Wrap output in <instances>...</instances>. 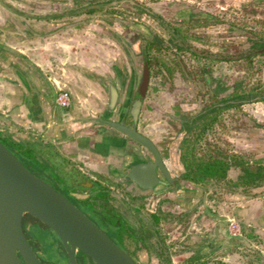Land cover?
<instances>
[{
  "label": "rangeland",
  "instance_id": "rangeland-1",
  "mask_svg": "<svg viewBox=\"0 0 264 264\" xmlns=\"http://www.w3.org/2000/svg\"><path fill=\"white\" fill-rule=\"evenodd\" d=\"M62 1L72 2L71 9L63 8V15L69 16L67 14L72 12L70 14L74 16L71 21L79 22V26L76 27L79 31L71 35V39L68 40H83L87 46H91L90 51L93 62L99 63L103 69L102 71H104L99 76L101 82L99 87L100 94L105 101H108L109 96L108 81L115 80L114 73L116 71L120 74V77L116 78V82H114L117 85L118 102L122 103L126 97L129 102L134 97V88L137 83L139 85L143 74L140 68V49H142L143 42H148L146 43L148 53L157 57L163 63L164 66L159 67V69L164 72V78L154 74L157 67L153 65L149 67L146 88L136 119L138 132L155 142L163 151H166L165 147L169 141H178V138L180 139L188 128L192 127L194 121L197 120L198 117L196 116L199 115L200 99H205L206 103L202 115H207L206 117H208L213 113L214 107L219 110L223 108L225 103V101L221 102L218 100L214 103L212 102L232 89L236 88L239 91L242 86L244 88V86L255 84H260L264 87V57L253 56L250 57V61L246 59L222 60L221 62L215 59L205 61L197 55L199 51L203 50L201 46H195L187 42V40H190L194 43L208 46L211 43L206 39L208 36L199 35V32H201L202 27H206V24L214 23L215 21L222 23L224 26H234L237 30L254 25L255 29L258 28L257 30L264 31V16L260 8L247 7L236 11L218 9V12H207V14L214 16L215 19H205L197 11L184 10L182 7H176L175 5L172 7L171 4L163 2L152 4L145 0ZM96 20L99 22H94ZM86 28H88L86 35L80 32V29ZM227 29L229 28L227 27ZM231 29L227 32L224 31L223 36L230 37L231 34L235 35L238 33L237 30L231 31ZM203 32L205 33V31ZM124 38L128 42L138 39L139 45H137L136 49L125 47L123 45L125 42ZM251 44L253 43L247 42L236 47L232 43L225 41L218 48L220 50L218 55L222 57H244L253 51V45ZM256 46L254 49H257ZM188 47L191 49L190 52L187 50ZM211 47L218 46L214 43L208 46L209 49ZM202 53H205L204 50ZM135 59L138 60L137 64L133 62ZM200 65H208V75L210 77L208 85H203L200 81L199 75L201 74L197 72V68ZM134 67H136L135 70H133ZM57 78H59L58 76L56 80H59ZM197 85L201 91L196 89ZM58 86L61 87V83H58ZM203 90L204 93H202ZM245 99V96L233 98L230 103L239 102L241 103L240 107L238 109L236 107H224L221 112L222 116L220 114L218 116L222 117V122L218 123L215 121L213 126L214 134L212 135V132H209L205 137L216 142L218 139L220 146H224L225 149H230L231 151L264 152V138L260 140H252L250 138L252 134L264 137V127L256 128L253 126V124L258 123L264 124V100ZM11 124L10 120L0 117V137L13 132L11 131ZM108 129L111 133H115L114 129L110 127ZM42 140L40 139V142ZM34 141L37 142L35 139ZM46 145L51 151L59 152L68 164L81 166L80 162L75 160V151H73L71 156L70 153H65L63 151L64 148L57 143L49 141V143L46 142ZM175 145L177 148L178 144ZM177 150L175 149L173 154V163L169 160L167 164L170 173L178 178L180 164L177 159ZM24 158L22 157L21 159L27 161ZM42 165L45 164L42 163ZM234 176L235 172L231 170L227 172L228 179H232ZM118 183L117 187L111 188L114 193L121 197H125L124 193L129 196L134 195V192L127 186L126 181ZM177 184L186 185L183 181ZM175 187L174 185L173 188L175 189ZM142 195V198L135 199L133 202L134 206L140 204L143 209L150 210L156 207V209L174 213L187 210L191 212L187 208L196 206L195 211L187 213L189 219L183 227H180L178 223L175 224L172 219H166L165 222H161L160 233L164 237L165 243L170 246L169 249L171 251L180 248L185 249V245L190 246L195 241L193 234L205 233V228L208 227L211 220L204 218L201 214L204 205L215 216L223 217L226 214H231V205L227 202H232V200L226 199L223 194H220L221 198L220 195L216 194V198L214 196L212 199L204 195L197 199L199 203L192 202V204L188 203L189 197H179L178 195L177 202L163 201L165 198L175 200V190H170L168 193L157 191L150 195ZM178 202H184L187 207H178ZM224 224L225 228H227L228 222L225 221ZM189 235L192 238H189ZM28 238L34 249L39 250V252H34L44 264H63L62 260L58 258L56 245L46 243L40 230L36 231V235H30ZM210 238L213 239L212 236L209 237V240ZM127 247L132 250V245L129 244ZM186 254L187 252L172 254L170 255V260L172 263H178ZM212 257L217 259L219 257L218 252L216 251ZM239 260L226 262L245 264L243 257L240 256ZM137 262L139 263V261Z\"/></svg>",
  "mask_w": 264,
  "mask_h": 264
},
{
  "label": "crops",
  "instance_id": "crops-1",
  "mask_svg": "<svg viewBox=\"0 0 264 264\" xmlns=\"http://www.w3.org/2000/svg\"><path fill=\"white\" fill-rule=\"evenodd\" d=\"M145 1L168 3L172 7L197 11L200 15H209L207 12H218V9L260 8L264 16V0ZM71 6V1L62 0H0V117L10 120L13 133H21L32 140L57 143L71 156L75 151V160L99 169L108 162V153L99 151V147L98 151L96 147L86 149L94 146L96 141L92 132L104 130L106 140L114 142L112 148L119 147L122 135L118 131L111 133L99 119L111 120L113 115L117 116L118 109L126 108L127 97L122 103L118 102L114 82L120 74L116 71L115 80L108 81L116 93L115 105L111 111L106 109L107 101L102 98L99 87V76L104 71L99 63L93 62L91 46L83 40H68L79 31L76 28L79 22L71 21L72 12L67 14L69 16L62 13L63 8L71 9ZM254 27L248 26L247 29L253 30ZM229 29L224 30L227 32ZM87 31L88 28L80 29L85 35ZM236 35L231 34L233 38ZM57 76L59 80H56ZM58 83L69 95V105L65 108L53 103ZM168 161L169 158H166ZM170 162L173 163L172 158ZM227 203L231 205V214L223 217L213 214L205 232L210 233L216 242L225 239L231 243L235 242L234 237L241 238L251 232L253 237L247 238V241L264 255V194ZM218 221L222 222V227L219 224L216 226ZM225 221L234 223L238 232L229 230L228 224L225 228ZM197 234L202 233L193 236ZM240 249L231 244H221L213 252L217 251L223 261H240Z\"/></svg>",
  "mask_w": 264,
  "mask_h": 264
},
{
  "label": "trees",
  "instance_id": "trees-1",
  "mask_svg": "<svg viewBox=\"0 0 264 264\" xmlns=\"http://www.w3.org/2000/svg\"><path fill=\"white\" fill-rule=\"evenodd\" d=\"M237 31V37L234 38L233 41L241 40V42L245 43L251 39H257L256 41L251 40V43H253L251 44L253 45L252 48L259 44L256 46L257 49H253V54L262 55L264 53L263 30H250L245 28L238 29ZM146 43L148 42H143L142 49H140V67L142 68V72L145 73L146 80L149 67L152 65L157 67L154 74H158L164 78V72L159 69V67L164 66L163 63H161L157 57L151 56L148 53ZM250 57H252V54L248 53L244 57L227 56L222 57L221 60L246 59L250 61ZM199 76L201 83L203 85H208L210 82L209 75L202 73ZM242 96H245V100H264V87L260 84H255L247 87L244 86V88L242 86V89L239 91H237L236 88L232 89L230 92L222 97L219 96L218 99L213 101H225L223 108L217 110L214 107L213 113L210 116L206 117L207 115L204 116L199 114L196 116L198 118L194 121L193 125L191 122L192 127L188 128L186 133L181 136L177 146V159L180 164L178 178L182 179L186 185L177 184V180L175 179L173 184L176 187L172 190L176 192V199L165 198L163 201L170 203L177 202L178 196L189 197V199H191L196 196L205 195L209 199H212L216 194H223L226 199L235 200L242 197H254L259 193L264 194V152L231 151L230 149H225L224 146H220L218 144V139L216 142L205 137L209 132H212V135L214 134L213 126L215 121L218 123L222 122V117L218 116L219 114L222 116L221 112L224 107H236L238 109L241 103H230V101L235 97L242 98ZM253 126L256 128H263L264 124L258 123L253 124ZM250 138L252 140H260L264 137L252 134ZM0 142L5 145L29 171L35 173L39 177L44 174L45 165H47L46 163L42 165L43 160L54 162L55 153L53 151H50V153L42 152L44 149H42L43 145H41L40 141L36 142L34 139L32 140L30 137L22 135L21 133L12 132L7 134L4 137H0ZM19 155L23 158L25 157L24 159L27 161L22 160V157H19ZM39 165L41 166L39 167ZM229 170L235 172V176L232 179L227 178V172ZM177 206L180 208L187 207L179 202ZM195 207L194 205L187 209L192 212L195 211ZM189 212L190 211L187 210L174 213L157 209L155 212L142 214L138 212L137 208L125 207L124 211L121 210L118 213L111 212L109 215L110 222L114 223L116 226V231L113 234L109 233V236L113 238V241L118 245H120L123 235L137 242L139 244V256L136 257L135 253L131 255L140 259V264H231L221 260L219 257L217 259L212 257L214 256V248H217L218 245L220 246L221 244L224 246H226V244H231L235 247H241L238 252L239 255L245 259V264H264V255H262L258 249L250 246V243L247 241V238L253 237L251 232L245 233L241 238L234 237V243L225 239L216 242L210 238V241V233L205 232L195 235L193 244L190 246L185 245V249L180 248L171 251L169 249L170 246L165 243L164 237L160 233V224L161 222H165L166 219H172L175 224L178 223L180 227H183L189 219L187 216ZM201 214L206 219L213 216L207 207L203 208ZM26 217L27 221L24 227L27 230V236L36 235V231L40 230L46 243L56 245L58 258L62 260L63 264H66L64 251L52 231L28 215H26ZM196 218L198 217L196 216ZM218 224L219 227H222L221 221L216 222V225ZM29 242L31 244L30 240ZM32 247L34 248V246ZM34 251L39 252V250L35 249ZM184 252H187V254L184 255L181 261L178 263L171 262L170 255L183 254Z\"/></svg>",
  "mask_w": 264,
  "mask_h": 264
},
{
  "label": "flooded vegetation",
  "instance_id": "flooded-vegetation-1",
  "mask_svg": "<svg viewBox=\"0 0 264 264\" xmlns=\"http://www.w3.org/2000/svg\"><path fill=\"white\" fill-rule=\"evenodd\" d=\"M203 16L205 17V19H215L214 16L210 14L209 15L204 14ZM205 26L208 27L207 28L202 27L201 32H199L200 33L199 35L208 36L206 37V39H208V41L211 42L209 44L211 45L215 43L216 46L218 47H213V48L211 47V49H209L210 48V47L208 48V46H210L209 44L208 46L205 44L201 45L200 43L198 44L196 42L194 43L193 41L187 40V42L192 43L195 46H201V49L204 50L205 53H202L203 50L197 53L200 59H203L205 61H211L213 59L221 61L222 56L218 55L220 54L219 52L220 50H217V48H220L221 44L225 41L232 43V45L236 47H238L237 45L244 44L243 42H241V40L233 41L234 38L232 36L230 37H232L233 39L230 37L223 36V32L225 31L224 29H227L228 27V28H232L231 31H233L234 29L236 30L234 26H230V25L224 26L223 24L216 21L214 23L206 24ZM249 26L252 27L254 25H249ZM203 31H205V33ZM251 40L256 41L257 39L256 40L251 39ZM251 40L247 42L251 43ZM123 45L125 47L136 49L137 45H139L138 39L134 40L133 42H128L125 39ZM187 50L188 52H190L191 50L190 47H188ZM250 53L252 54V57L253 56L264 57V53L262 55L253 54L254 51H251ZM133 62L137 64L138 60L135 59ZM135 68L136 67H134L133 70H135ZM131 72L134 73L133 71ZM197 72L200 74L202 73L208 74V65H200L197 68ZM130 89L131 87L129 88V91ZM196 89L198 91H201L198 85ZM134 90L133 91L135 95L132 99L129 100V102L127 99L126 108L118 109L117 116H113L110 121H115L124 126L134 127L138 132L136 128L137 115L135 119H133L130 114L131 104L133 100H135L138 97V93H137L138 83L135 86ZM202 93H204V90ZM142 99L143 97L141 98V102ZM204 100L200 99L201 101L200 108H198V114L201 115L206 107V103ZM99 120L103 125L110 127L115 131H118L123 138V140L121 138L122 142L121 141L119 142L121 144L119 147L114 146V148H112L114 142L108 141L109 139L106 140V135L104 133V130H95L94 133L92 132V137H95L96 141L93 144L94 146H90L89 148L87 147L86 149H92L96 147V151H98V147H99V151L107 152L108 154L106 157L108 159V162L104 164V167H100L99 169L90 168L89 166H87L86 164L80 161L78 162H80L81 166L78 164L76 165L68 164L66 159L64 160V157L62 158V155L59 152L58 153L54 152L55 153L54 162L43 160V163L47 164L45 165L44 174L41 177L37 176L35 173L34 174L43 181H45L46 183H48L50 186H52L55 190H57L65 198H67L72 204H74L79 210H81L98 228H100L108 236V238L114 244H116L119 248L124 250L134 261H140V259H137L133 255H131L132 253H135L136 257L139 256L138 254L139 244L137 242H135L132 238L123 235L121 243L120 245H118L117 243H115V241H113V238L109 236V233L113 234L116 231L115 230L116 226L114 223L110 222L109 215L111 214V212L118 213L121 210L124 211L125 207L137 208L138 212H141L142 214L152 213L157 210L156 207L150 210L143 209L142 205L139 204L134 206L133 202L137 198H142L143 197L142 194L150 195L151 193L157 191H162V192L164 191L165 193H168L170 190L172 191L174 186L173 184L174 180L177 177H175L172 173H170L168 164L166 162V158H169V160L170 158L173 159V154L175 153V149H177L175 144H178L180 139L178 138V141L176 142L169 141L165 147L166 151H163L160 147L157 146L155 142L151 141L148 138L152 142L155 149L157 150L161 162L169 175V179H167L161 173V171H159V168L155 165L154 177H152L146 171H140L142 172L139 176L140 179L139 181H141L142 183V185H140L138 182L131 179L128 176V173L131 170V168H135L139 164H143V165L154 164V157L152 156L151 152L145 146L139 144L137 141L133 140L132 138L121 133L119 130L108 125L106 123V121H109L108 119L100 118ZM138 133L145 136L141 132ZM41 144L43 145L44 152L50 153V150L47 147L46 142L42 141ZM116 151H118V153ZM101 154L102 156L104 155L103 153H100V155ZM82 167H84V169H82ZM176 180L177 183H181V181H183L182 179L179 178H177ZM121 181H126L127 186L132 190V192H134V195L136 196L134 195L129 196L126 193H124L125 197H121L118 196L116 193H114L113 189L111 188L117 187L119 184L118 182ZM199 197L201 196H196L194 198L189 199L188 203L190 204L192 202L199 203V200H197ZM182 204L186 206L184 202H182ZM26 221H27L26 214H23L21 217V227L26 240L30 244L27 236V230L24 227ZM129 244L132 245V250L128 249L127 245ZM30 246L34 251V248L32 247L31 244ZM76 260H77V264H93L92 262H90L91 260L89 258H87L86 256L80 253H76ZM41 262L42 264H44L42 260ZM66 264H67V259H66Z\"/></svg>",
  "mask_w": 264,
  "mask_h": 264
},
{
  "label": "water",
  "instance_id": "water-1",
  "mask_svg": "<svg viewBox=\"0 0 264 264\" xmlns=\"http://www.w3.org/2000/svg\"><path fill=\"white\" fill-rule=\"evenodd\" d=\"M146 84L145 73L138 85V97L133 100L130 114L135 119ZM107 110L115 105L116 93L108 84ZM113 128L145 146L154 157V164H139L128 176L142 185L139 176L148 172L154 177V166L169 179L152 142L134 127L106 121ZM23 214L50 229L59 241L67 264H77L76 253L93 264H138L114 244L81 210L61 193L37 177L0 142V264H42L25 238L21 227Z\"/></svg>",
  "mask_w": 264,
  "mask_h": 264
},
{
  "label": "built area",
  "instance_id": "built-area-1",
  "mask_svg": "<svg viewBox=\"0 0 264 264\" xmlns=\"http://www.w3.org/2000/svg\"><path fill=\"white\" fill-rule=\"evenodd\" d=\"M53 103L60 108H65L69 105V95L66 90L61 87H57L54 96H53ZM229 230L235 232L237 231V227L234 223L229 222L228 224ZM238 232V231H237Z\"/></svg>",
  "mask_w": 264,
  "mask_h": 264
}]
</instances>
